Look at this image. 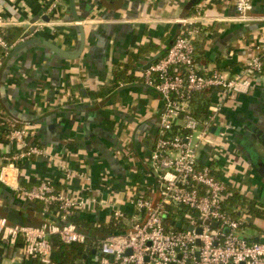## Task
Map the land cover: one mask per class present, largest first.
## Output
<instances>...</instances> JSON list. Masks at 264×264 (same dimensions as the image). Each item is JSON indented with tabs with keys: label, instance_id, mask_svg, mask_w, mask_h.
Returning a JSON list of instances; mask_svg holds the SVG:
<instances>
[{
	"label": "crops",
	"instance_id": "obj_1",
	"mask_svg": "<svg viewBox=\"0 0 264 264\" xmlns=\"http://www.w3.org/2000/svg\"><path fill=\"white\" fill-rule=\"evenodd\" d=\"M53 1L0 0V8L14 23L8 31L20 29L23 36L34 30V24H43L34 38L71 54L80 49L81 29L86 37L85 48L75 60L38 44L13 56L22 36L13 44L1 72L0 104L20 126L32 128L27 143L41 146L48 157L10 167V153L19 147L4 138L0 157L4 167L9 166L10 179L23 187L52 179L68 197L108 201L109 209L75 212L94 224L108 222L114 208L131 214L135 198L156 196L149 161L165 102L146 85V67L160 59L156 57L177 36L194 31L195 59L201 70L242 74L247 61L262 55L264 0H254L250 23L236 21L238 0H74L75 15L71 1L61 0L59 10L47 15ZM205 16L207 22L186 28L176 23ZM251 81L249 93L231 97L219 116L214 134L226 131L229 138H219L215 149L203 150L200 163L227 184V199L236 193L264 213V75L251 76ZM219 97V92H210L204 100L212 103ZM196 103L193 98V108ZM59 161L78 175L67 180ZM39 206L0 183V215L28 214L41 225L46 217ZM226 208L246 221L241 235L247 241L264 239V216L249 215L241 201H230ZM14 259L19 264L36 262L0 244V264ZM97 259L92 252L78 264H97Z\"/></svg>",
	"mask_w": 264,
	"mask_h": 264
},
{
	"label": "built area",
	"instance_id": "obj_2",
	"mask_svg": "<svg viewBox=\"0 0 264 264\" xmlns=\"http://www.w3.org/2000/svg\"><path fill=\"white\" fill-rule=\"evenodd\" d=\"M60 1L54 0L48 6L47 15L59 10ZM253 5L254 0H238L236 21L252 22ZM204 21H208L206 16L177 19L176 23L186 28ZM13 24L0 8V83L5 59L14 48L5 39ZM34 26L21 42L33 39L43 24ZM261 49L262 55L247 61L240 75L201 70L195 59V33L183 32L174 39L167 53L145 71L146 85L165 102L159 137L149 161L156 180V196L135 198L131 214L113 209L108 221H121L124 231L99 240L97 264H264V243L247 241L241 235L246 221L234 218L227 211V184L211 167L200 163L203 150L215 149L219 138L230 136L226 131L214 134L226 102L235 95L249 93L251 76L264 75V46ZM210 92H219L220 97L210 103L205 119L194 118L190 112L193 98ZM180 121L185 123L179 126ZM31 129L28 125L20 126L0 104V141L4 138L19 147L10 153V167L16 169L32 158L48 157L44 148L27 143ZM4 166V157H0V183L29 203H42V214L46 217L39 228H33L14 224L0 215V244L16 248L19 257L40 264H57L51 237L58 236L67 245L84 244L88 240V234L72 222V214L111 207L108 201L96 196L80 200L68 197L52 179L32 188L23 187L10 179L9 166ZM58 166L69 181L78 175L62 161ZM170 216L174 218L172 224L168 222ZM177 223L187 229L177 228ZM17 245L21 246L17 248ZM18 259L11 264H19Z\"/></svg>",
	"mask_w": 264,
	"mask_h": 264
},
{
	"label": "trees",
	"instance_id": "obj_3",
	"mask_svg": "<svg viewBox=\"0 0 264 264\" xmlns=\"http://www.w3.org/2000/svg\"><path fill=\"white\" fill-rule=\"evenodd\" d=\"M21 36H22V30L10 29L5 39L10 46H13L16 40ZM23 37L24 35L22 36V38ZM154 61L156 62L157 60ZM127 69H128L127 67L124 68L125 71ZM119 74L121 73L118 72V75ZM204 98H205V93L197 94L194 97V101L196 100V102L198 103H196V106L194 108L193 105H191L190 112L191 115L196 119H205L208 115V108L210 105V101L209 99L208 100L205 99L206 100L205 101ZM233 196L234 197H229L226 203H229L230 201L233 200L241 201L243 205L247 206V212L249 215H253L256 217L264 216L262 210H260L258 205H256V203H254L253 201L250 202L236 193L233 194ZM41 207H44L42 203L41 206H39V208ZM227 211L234 218H238L236 213L231 212L230 210ZM70 218L72 222H74L80 228V230L88 234V240L84 244L67 245L58 236L51 237V242L53 244V248L55 251L54 255L57 260V264H78L79 260H81L85 254H92L93 250L97 249L99 240L105 238L110 234H115L124 231L123 223L121 221H116L114 219H111L108 222H100L98 224H94L90 221L80 219L76 213H73ZM173 221L174 218L170 216L168 222L172 224ZM20 246L21 245H17V248ZM35 264H40V263L36 260Z\"/></svg>",
	"mask_w": 264,
	"mask_h": 264
},
{
	"label": "water",
	"instance_id": "obj_4",
	"mask_svg": "<svg viewBox=\"0 0 264 264\" xmlns=\"http://www.w3.org/2000/svg\"><path fill=\"white\" fill-rule=\"evenodd\" d=\"M70 1H71V10L73 12V15H75V3H74V0H70ZM192 2L196 3V2H198V0H192ZM75 18L77 19L76 16H75ZM85 41H86V37H85L84 29H81V46H80V49H79V51L77 53L71 54V53L61 49L56 44H53L51 42H48V41H45V40H42V39H39V38H33V39L26 40V41L20 43L18 46H16L14 48L13 52H12V55L15 56L18 53H20L21 51H23L24 49L28 48L29 46L38 44V45L44 46L45 48H47L50 51H52V53H54V54H56V55H58V56H60L62 58L75 60V59L79 58L80 55L82 54V52H83V50L85 48ZM171 45H172V43L170 44V46ZM169 47L166 48L165 50H163L156 57V59L163 57L167 53ZM151 65H152V63H149V65H148V67H146V69H149L151 67ZM3 217H6V216H3ZM6 218H8L9 221H11L12 223L17 224V225L26 226V227H33V228H39L40 227L39 224H35V223H33L31 221V219L28 217V214L21 215V214L15 213V212H8ZM216 226L217 225L214 224V227H216ZM176 227L179 228V229L180 228L187 229V227L182 226L180 223H177ZM197 232L201 233V230L198 229ZM256 243H264V239H258V241ZM198 244H200L199 241H198ZM93 255H97V250H93ZM197 256H199V253H197Z\"/></svg>",
	"mask_w": 264,
	"mask_h": 264
}]
</instances>
